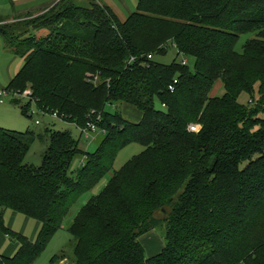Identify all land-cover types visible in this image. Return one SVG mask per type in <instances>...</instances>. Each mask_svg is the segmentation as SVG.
Listing matches in <instances>:
<instances>
[{
    "label": "trees",
    "instance_id": "obj_1",
    "mask_svg": "<svg viewBox=\"0 0 264 264\" xmlns=\"http://www.w3.org/2000/svg\"><path fill=\"white\" fill-rule=\"evenodd\" d=\"M88 1L0 23L4 47L22 59L6 89L29 84L42 110L81 127L99 115L105 130L88 153L68 131L0 127V230L18 243L0 264H33L130 143L143 151L69 221L68 264H264V0H138L124 21ZM23 24L50 34L16 33ZM170 47L192 69L155 60ZM218 81L223 92L212 95ZM14 102L32 117L29 102ZM123 104L141 119H124ZM36 138L47 140L39 166L24 162ZM6 210L39 224L33 240L3 224ZM159 226L163 247L148 257L139 238Z\"/></svg>",
    "mask_w": 264,
    "mask_h": 264
},
{
    "label": "rangeland",
    "instance_id": "obj_2",
    "mask_svg": "<svg viewBox=\"0 0 264 264\" xmlns=\"http://www.w3.org/2000/svg\"><path fill=\"white\" fill-rule=\"evenodd\" d=\"M75 1L76 4L81 6L89 5V1H85V2H82L84 0H75ZM9 13H10L9 0H0V18L8 19L0 23L2 24L7 22L24 23L22 21L29 20L33 17V14L32 15L29 14L25 16H17L11 18L8 16ZM15 32L19 34L34 32V35L36 36L37 40L38 39L40 40L44 36H48L50 34V31H48V29L46 28H37V29H33L32 27L27 28V26L24 24L18 25V27H16ZM250 37L251 34L241 35L236 45V49L240 50L243 43ZM10 52L11 51H9V53L3 51L2 40L0 38V90L6 89L8 87V84L11 78L13 77L12 75L14 74V71L21 60L20 57H16L13 52L11 53ZM182 59L183 57L177 55L176 50L173 47H170L165 55L155 56V60L163 64H169L173 60L181 61ZM186 62H187V66L192 69L193 60L191 58H187ZM27 88H29V84L25 85L24 90ZM24 90L22 89L20 91L19 90L17 91L23 92ZM222 92L223 89L221 88L218 94L220 93L222 94ZM256 97H258L257 93H255V98ZM238 100L239 102L244 104L249 103L248 96L245 93H242L239 96ZM14 101H18L21 104L27 103L26 98H22L20 96H13L12 94L6 95L3 101L0 102V127L18 132L33 131L35 134H42L46 127L52 128L54 130L68 131L73 136V138L77 140L78 146L81 149V151L91 153L96 149L100 137H98L96 140L85 139L83 136H80V133L74 124L54 118L49 114H41L34 108V106L33 107L31 106V109L34 111L33 116L31 118H28L21 114L19 103H15ZM155 105L158 106V102H155ZM108 109L111 110V108ZM119 110L122 111L121 108H119ZM130 113H131L130 116L134 114L133 112ZM133 117L134 116H131V118ZM34 120H39V124L36 125L34 123ZM194 125L197 126V131H193V132L197 133L200 130V125L195 123ZM46 146H47L46 139L41 141L38 138H36L33 144L31 145L29 151L27 152L24 162L29 165L39 166L41 163L42 155L46 149ZM143 149H144L143 146L138 143H130L127 146L123 147L117 153L111 171L103 178L99 186L95 187L91 191L85 192L79 198V200L70 210L69 215L65 218L61 229L57 233H55V235L51 238V240L49 241L43 252L40 254V256L36 259V261L33 264H51L50 262L51 257L55 254H60L62 251H64L67 254V256L63 257L61 261H63L65 264H68V262H70V259L72 258V245H71L72 237L70 236V234L67 232L66 229L69 221L76 214L77 210L88 200V198L92 196L93 193H97L98 191L101 190V188L107 182L113 171H117L121 169L130 159H132L136 155H139L143 151ZM18 216L21 220L18 219L15 222L14 227L21 229L20 222L24 217L21 214H19ZM33 223H35V221L33 219H30L28 225L26 226L27 233L31 231V227ZM16 231L19 232L18 230ZM163 233L164 230L161 226L155 228L154 232L152 230V234H154V236L158 235L157 238L161 239L162 241H163ZM146 256H148V254H146Z\"/></svg>",
    "mask_w": 264,
    "mask_h": 264
},
{
    "label": "crops",
    "instance_id": "obj_3",
    "mask_svg": "<svg viewBox=\"0 0 264 264\" xmlns=\"http://www.w3.org/2000/svg\"><path fill=\"white\" fill-rule=\"evenodd\" d=\"M58 1L59 0H9L10 13L8 16L11 18L17 17V16H25L29 14L30 15L33 14L34 16V15L40 14L48 10ZM85 1H88V0H84L82 2H85ZM96 1L100 4L107 6L121 21H124L132 12L135 11V7L137 8V3H138V0H96ZM1 40H2L3 51L9 53V50L4 47V42L2 38ZM21 65H22V59L20 60L12 76L16 74V72L19 70ZM221 88H222L221 82L220 81L216 82L212 90V95L218 94ZM121 109H122L121 111L122 116L124 119L132 121V122H138L141 119L140 112L136 110L134 107L128 104H123L121 106ZM130 112L134 113L133 115H131V116H134L133 118H131ZM98 137H100V135L95 136L94 140H96ZM19 214L20 213H15L11 210H6L3 214V224L11 228L15 232H17L16 230H18L19 231L18 233H21L25 235L26 237H28L29 239L33 240L36 236L37 230L39 228V224L34 220L35 223L32 224L31 231L27 233L26 226L28 225L30 219L23 216L24 218L20 222L21 229L14 227L15 222L18 219H20L18 216ZM157 236L156 235L154 236L151 230L143 234L139 238L141 244L144 247L145 253L148 254V257L157 254L163 247V241L161 239H158ZM17 247H18V243L15 240H13L11 237H9L7 234H5L3 231L0 230V255L5 256V257H10L16 252Z\"/></svg>",
    "mask_w": 264,
    "mask_h": 264
},
{
    "label": "built area",
    "instance_id": "obj_4",
    "mask_svg": "<svg viewBox=\"0 0 264 264\" xmlns=\"http://www.w3.org/2000/svg\"><path fill=\"white\" fill-rule=\"evenodd\" d=\"M147 58L151 59L152 55L149 54L147 56ZM133 60H134V58H130V61H133ZM181 63L182 64H186L187 63L186 59H182ZM176 82H177V80L174 79L173 83L175 84ZM168 88H169L170 91H173L174 90V85L170 84ZM8 94H12L13 96H20L22 98H26L27 99V103L29 102V106L27 107L28 108V113L31 116H33V113H34V111L31 109V106L32 107L34 106V108L38 112H40L41 114H49L50 116H52L54 118L60 119L56 112L49 113L47 111L42 110V108H39L37 106V100H36L35 97L32 96V91H31L30 88L25 89L23 92H18V91H13V90H8V89L0 90V102H2L3 99L6 97V95H8ZM60 120H62V119H60ZM99 121H100V116L98 115L96 117V121L89 122L86 127H81V126H78L76 124H74V125L78 129V131H79L81 136H83L85 139L94 140L95 136L104 135L105 134V130L97 126V123ZM34 123L36 125H38L39 124V120H34ZM188 128H189L190 131H197V126L194 125V124H190L188 126ZM82 163H83V161H80L79 163H77V165L79 166ZM59 264H65V263L63 261H60Z\"/></svg>",
    "mask_w": 264,
    "mask_h": 264
}]
</instances>
